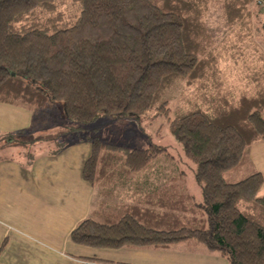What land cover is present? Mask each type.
I'll return each instance as SVG.
<instances>
[{
	"label": "trees",
	"instance_id": "trees-1",
	"mask_svg": "<svg viewBox=\"0 0 264 264\" xmlns=\"http://www.w3.org/2000/svg\"><path fill=\"white\" fill-rule=\"evenodd\" d=\"M213 1L0 0V102L28 106L43 128L0 137V161L8 145L25 148L30 161L37 143H55L58 152L66 145L63 135L100 117L138 120L154 110L169 116L164 97L177 80L197 86L198 101L207 104L190 99L189 108L169 120L195 165L201 198L182 171L152 190L138 185L115 210L102 200L94 216L71 232L74 243L164 249L193 240L231 264H264V176L224 177L248 163L250 145L264 141V51L261 64L245 52L254 0H223L234 39L222 43L206 22ZM68 3L75 12L65 9ZM60 103L67 119L51 132ZM88 138L92 150L83 178L108 188L105 197L118 181L140 178L154 159L168 154L166 146L128 149Z\"/></svg>",
	"mask_w": 264,
	"mask_h": 264
},
{
	"label": "crops",
	"instance_id": "crops-1",
	"mask_svg": "<svg viewBox=\"0 0 264 264\" xmlns=\"http://www.w3.org/2000/svg\"><path fill=\"white\" fill-rule=\"evenodd\" d=\"M32 127L35 134L43 129L36 126L28 106L0 102V137ZM77 132L68 133L58 152L55 143L35 144L31 161L22 146L1 150L0 264H231L193 240L164 249L74 243L71 232L94 216L102 200L111 209V192L105 197L83 178L92 145ZM247 156L245 165L264 176V141L250 145ZM260 194L264 195V184Z\"/></svg>",
	"mask_w": 264,
	"mask_h": 264
},
{
	"label": "rangeland",
	"instance_id": "rangeland-1",
	"mask_svg": "<svg viewBox=\"0 0 264 264\" xmlns=\"http://www.w3.org/2000/svg\"><path fill=\"white\" fill-rule=\"evenodd\" d=\"M65 9L71 12L76 11V7L70 3L65 5ZM251 12L253 14V33L251 34V39L248 37L244 39V41L247 40L245 41V52L249 60L261 64V60H258V54L260 51H264V10L260 8L257 0L251 3ZM206 22L216 43H222L230 37L234 39V36H231L234 31L230 28L227 21L223 0H214L211 3L206 13ZM222 66L229 68V63L223 62ZM196 92H198L197 86L188 87L185 81L177 80L166 91L164 97L168 100L170 107L169 116L158 115L156 110L148 112L138 120L128 117L114 118L112 116H104L87 124L86 129L78 130L77 133L87 139H89V136L99 137L120 144L128 149H147L150 148L151 144L168 148V154H161L150 163L147 169L139 172L140 178H135L133 181L124 184L119 181L116 183L110 198L111 209L115 210L120 202L129 201V196L136 191L135 189H139V186L142 191L152 190L158 185L163 186L171 176H176L180 171H182L188 181L189 190L197 198H201L199 187L194 178L195 165L185 156L181 145L169 130V120L174 118L177 112L185 111L189 108L190 103H188V100L191 99L193 103L200 102ZM200 104L207 106V104L202 102ZM53 111L54 117L49 123V131L56 132L66 121L67 117L62 103L57 104ZM67 135L68 133L63 135L62 138L64 139ZM2 143L4 142L2 141ZM251 173V167L243 165L240 168L226 171L224 177L228 181H239L248 177ZM92 186L96 188L97 193H102V195L105 193L104 190H108L101 184Z\"/></svg>",
	"mask_w": 264,
	"mask_h": 264
},
{
	"label": "built area",
	"instance_id": "built-area-1",
	"mask_svg": "<svg viewBox=\"0 0 264 264\" xmlns=\"http://www.w3.org/2000/svg\"><path fill=\"white\" fill-rule=\"evenodd\" d=\"M257 3L264 10V0H257Z\"/></svg>",
	"mask_w": 264,
	"mask_h": 264
}]
</instances>
